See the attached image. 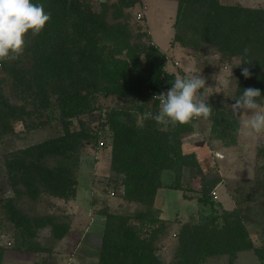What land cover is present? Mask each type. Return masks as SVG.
Instances as JSON below:
<instances>
[{"label": "trees", "instance_id": "trees-1", "mask_svg": "<svg viewBox=\"0 0 264 264\" xmlns=\"http://www.w3.org/2000/svg\"><path fill=\"white\" fill-rule=\"evenodd\" d=\"M33 2L43 3L51 13L50 21L38 35L25 37L17 59L0 62L5 73L0 76V145L8 151L3 157L9 189L14 192L0 199L2 221L14 224L17 239L24 244L26 237L45 227L56 241L65 238L70 225L58 222L57 215L32 217L16 206L25 198L33 204L42 195L64 201L76 198L79 154L85 143L98 144L101 138L87 131L83 121H78L80 130L74 131L73 126L86 114L101 111V98L123 97L128 106L111 109L103 126L111 132V168L123 176V199L144 208L125 215L105 206L98 213L103 233L97 264H164L155 244L173 223L163 219L167 209L159 198L166 200L167 190H174L183 193V200L198 199L215 208L212 195L207 196L210 190L197 192L183 184L185 169L203 171L198 152L186 153L183 135L194 132L197 120L206 121L214 138L229 146L235 143L240 123L219 100L210 101L213 110L207 119L188 124L157 123L145 117L147 112L159 111L160 101L154 98L166 93L177 76L167 72L166 52L152 42L150 33L119 21L130 20L126 10L136 5L135 0L113 5L118 23L112 24L106 2L99 8L89 0ZM174 29L179 43L184 41L182 36L194 39L189 56L198 58L201 49L209 46L223 60L246 63L233 68L238 84L235 99L247 88H258L264 96V10L227 7L219 0H185L179 4ZM243 67L249 68L250 78L242 75ZM54 124L60 129L55 136L20 145L21 133L32 134ZM13 138L19 147L9 150ZM109 143L101 141L100 146ZM261 153L264 156V148ZM166 172L175 176L168 186L162 181ZM217 213L208 223H199L192 214L181 225L173 264H203L212 255L237 258L248 251L264 264V245L254 243L251 225L243 223L242 214L235 209Z\"/></svg>", "mask_w": 264, "mask_h": 264}, {"label": "rangeland", "instance_id": "rangeland-1", "mask_svg": "<svg viewBox=\"0 0 264 264\" xmlns=\"http://www.w3.org/2000/svg\"><path fill=\"white\" fill-rule=\"evenodd\" d=\"M89 1L97 8L100 3L106 2L110 7L107 16L109 23H118V19L113 18L115 10L113 5H117L119 0ZM135 1L136 5L126 10L130 20L121 18L119 21L122 24H129L132 28L140 27L143 33L152 35V42L166 52V70L169 74L202 75L206 80L207 88L202 91L204 98L208 99L207 102L221 101L224 105L223 109L236 117L240 123V129L235 135V143L229 146L214 138L211 124L206 121L197 120L194 132L183 135L186 153L197 151L204 171L200 172L194 168L185 169L183 184L197 192L210 190L207 193L208 197L215 191L217 197L214 198L212 195L215 208L209 204L203 205L198 199L183 200L182 192L167 190L166 200L161 201L160 197L159 202L161 204L164 202V209H167L163 219L173 225L168 234L159 238L155 244L159 258L164 264H173V260L176 261L174 256L178 245L177 234L181 225L186 223L192 214L197 216L199 223H208L217 217V212L235 209L244 217L243 223L251 225L249 232L254 243L258 246L264 245V184L262 183L264 156L261 153L264 148V133L257 135L245 129L243 121L248 119V116L234 115L231 109L238 86L232 68L240 62V59L234 58L230 62L223 60L216 48L209 46L201 49L198 58L189 56L190 49L192 50L195 44L191 43L194 39L186 40L182 36L184 41L179 43L174 29L179 4L185 0ZM219 2L227 7L264 10V0H219ZM139 14L142 15L141 18ZM142 40L147 45L151 44L145 38ZM2 64L0 63V76L5 75ZM231 69L233 77H231ZM228 78H231V86L225 89L222 86L223 81ZM148 102L152 106V101ZM98 103L103 109L88 113L83 119L76 120L73 130H80L81 123L79 124L78 121H83L87 124V131L98 133L100 142L109 143L111 132L108 126H103V123H106L111 109L127 107L129 102L123 97L113 96L108 99L101 98ZM261 104L264 105V101ZM40 128L38 132L32 134L21 133L20 145H27L35 140H45L60 131L58 124ZM34 136L35 138L32 139ZM9 141L10 145L13 144L9 150H16L19 147L15 146L14 138ZM100 142L85 143L79 154V162L75 165V176L78 181L75 199L64 201L42 195L40 200L33 204L25 198L16 206L32 217L44 219L46 215H57L60 217L58 222L70 225V231L65 238L56 241L51 235L50 228L45 227L37 230L34 237H26L24 244L22 240L17 239L18 231L14 224L2 221L4 213L0 211L2 223L0 224V255H2L0 264H97L103 233V223L98 213L105 206L113 213L125 215H133L143 210V206L129 204L123 199V176L116 174L111 168V145L109 143L108 146L102 147ZM4 155H8V151L0 145V199L9 198L5 195L9 190V184ZM162 181L166 186L171 185L175 181L174 173H164ZM227 199L231 202V206L227 204L229 203ZM253 224L257 227L252 226ZM231 260H234L233 264H260L253 251L240 253L237 258L212 255L203 264H230Z\"/></svg>", "mask_w": 264, "mask_h": 264}, {"label": "clouds", "instance_id": "clouds-1", "mask_svg": "<svg viewBox=\"0 0 264 264\" xmlns=\"http://www.w3.org/2000/svg\"><path fill=\"white\" fill-rule=\"evenodd\" d=\"M50 19L51 13L45 11L43 3L33 0H0V62L17 59L23 53L25 37L29 33H41ZM244 64L241 61L236 67ZM242 75L246 79L250 78L249 68L243 67ZM222 86L229 88L231 78L225 79ZM206 88V80L202 75L177 76L166 93L154 98L160 101L159 111L155 114L147 112L145 117L157 123L173 125L188 124L201 117L207 119L213 108L207 102L208 99L204 98L202 90ZM258 98H264L260 89L247 88L231 104L234 115L248 116L243 121V127L257 135L264 133V105ZM5 195L11 197L14 192L9 189Z\"/></svg>", "mask_w": 264, "mask_h": 264}, {"label": "built area", "instance_id": "built-area-1", "mask_svg": "<svg viewBox=\"0 0 264 264\" xmlns=\"http://www.w3.org/2000/svg\"><path fill=\"white\" fill-rule=\"evenodd\" d=\"M141 17H142V15L139 14V18H141ZM212 195H213L214 198L217 197V193L215 191L212 193Z\"/></svg>", "mask_w": 264, "mask_h": 264}, {"label": "crops", "instance_id": "crops-1", "mask_svg": "<svg viewBox=\"0 0 264 264\" xmlns=\"http://www.w3.org/2000/svg\"><path fill=\"white\" fill-rule=\"evenodd\" d=\"M231 201H232V200H231ZM227 202H229V203H227ZM227 202H226V203H227V204H229V205L231 206V202H230V201H228V199H227ZM229 208H231V207H229Z\"/></svg>", "mask_w": 264, "mask_h": 264}]
</instances>
